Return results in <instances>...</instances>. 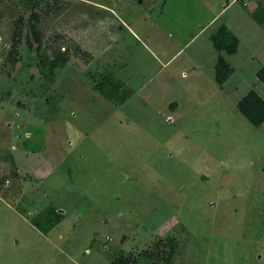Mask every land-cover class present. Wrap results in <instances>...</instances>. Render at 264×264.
<instances>
[{"label":"rangeland","instance_id":"1","mask_svg":"<svg viewBox=\"0 0 264 264\" xmlns=\"http://www.w3.org/2000/svg\"><path fill=\"white\" fill-rule=\"evenodd\" d=\"M202 4L0 0V264H264V122L234 104L264 100V24L234 5L170 66L149 52ZM221 25L239 43L216 85Z\"/></svg>","mask_w":264,"mask_h":264},{"label":"crops","instance_id":"2","mask_svg":"<svg viewBox=\"0 0 264 264\" xmlns=\"http://www.w3.org/2000/svg\"><path fill=\"white\" fill-rule=\"evenodd\" d=\"M202 2H203L202 5L205 8H207L208 10H211V12H210L211 17L208 19L206 24L198 25V26H200V28H199V31L197 33H194L193 35L189 36L187 39H185L186 40L185 42H183L181 40H177V42H175V40H176L175 39L173 44H172L174 47H172L171 49L169 48L168 50H165L164 48H160L161 46H159L160 51H154L153 49L149 51L151 53V55L154 57V59H156V61L158 63H160V66H159L158 70H161L162 68H166V67L170 66L173 63V61H172L173 58H175V56H179L183 52L182 51L183 49L185 51L186 50L185 47L189 43H191V41L193 43V41H195L199 36H202L205 33V31H206V30H203V29L206 26H208L210 23L213 24L214 20L217 21L218 18L225 13V11L228 9V7H232V6L235 5L234 7H236L237 9L241 10L239 13H241V14L244 13V16L246 18H248L249 20H252L256 25L259 26V25L264 24V0H202ZM257 9L259 10L258 13H261V14H260V16L258 15V17H255V15H257L256 14L257 12L255 13V10H257ZM253 10H254V12H253ZM251 12H253V13H251ZM255 18L259 19L260 21L259 20H255ZM132 21H135V19H133V20L127 19V22L124 19H122L121 22L125 26V29L127 31H129L134 37L140 39V36L138 35V33L135 31V29L131 25L133 23ZM228 26H230V24ZM210 36L211 35H210V32H209L207 34V36H206V40L213 47V49L217 52V50L214 48V46H213V44H212V42L210 40ZM179 42H182V43L179 45ZM217 54H218V52H217ZM217 56H216V58H218ZM216 62H217V59H215L214 64H213V75H212V77H213V81L214 82H215V79H214V66H215ZM255 71H256V69H254V71H253L254 79H255V73H254ZM184 74L185 73H183V75ZM231 76H232V73H231V75L227 78V80L224 83H226L230 79ZM144 85H145V81H143L139 85H136L137 87L134 88V91L136 92L137 89L143 91ZM216 85H217V83H216ZM218 87H219L218 88L219 91L214 94L215 98L218 97V96H222V99H225V101H226L227 98L229 96H231V95L227 94V91H224L223 87H220V86H218ZM237 101L235 100L234 104H236ZM171 104H172V106H171L172 108L169 105V108L171 109V111H168V112L173 114V112L176 111L175 106L178 103L173 102ZM167 116H169V115H167Z\"/></svg>","mask_w":264,"mask_h":264},{"label":"trees","instance_id":"3","mask_svg":"<svg viewBox=\"0 0 264 264\" xmlns=\"http://www.w3.org/2000/svg\"><path fill=\"white\" fill-rule=\"evenodd\" d=\"M258 12L259 10L257 9L255 17L260 16L261 13ZM255 20L259 19L255 18ZM34 36L37 39L36 34ZM210 40L218 52L217 62L214 66V79L217 85H222L233 71L230 64L223 59L222 53L224 52L228 55L235 54L239 41L236 36L228 31L225 25H221L216 33H212ZM255 79L264 86V66L255 71ZM256 81L253 83H256ZM235 108L255 128L261 126L264 122V100L253 89L249 90L236 102Z\"/></svg>","mask_w":264,"mask_h":264}]
</instances>
